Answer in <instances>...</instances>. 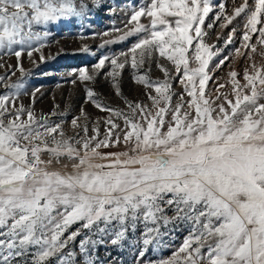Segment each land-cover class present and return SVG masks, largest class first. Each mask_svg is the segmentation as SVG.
I'll list each match as a JSON object with an SVG mask.
<instances>
[{"label":"snow or ice","instance_id":"1","mask_svg":"<svg viewBox=\"0 0 264 264\" xmlns=\"http://www.w3.org/2000/svg\"><path fill=\"white\" fill-rule=\"evenodd\" d=\"M90 4L99 7L100 0H0V58L14 56L17 64L8 67L27 75L23 56L32 59L41 52L48 35L34 26L86 17ZM214 7L213 0H151L132 10L126 24L132 27L117 39L144 35L120 53L123 60L110 58L109 75L115 81L117 70L130 64L138 71L157 57L165 79L135 75L156 95L147 94L151 107L125 100L127 111L102 103L87 89V100L110 113L102 139L99 121L89 135L83 109V124L81 117L71 120L73 135L65 132L63 121H51L55 112L37 117L35 92L26 108L18 103L27 94L23 80L11 81L15 70L0 75V264H49L53 259L56 264H96L98 245L123 246L143 225L146 249L159 245L162 226L181 223L188 226V236L171 258L157 264H264V66L253 56L264 57V51L258 52L264 49V0H255L254 7L244 0L233 16L224 17L230 24L247 13L244 52L235 51L253 61L252 71H244L243 85L237 72L229 73L235 100L224 97L228 108L216 104L220 96L206 93L215 53L202 26ZM142 17L149 23H141ZM110 42L115 41H105ZM159 58L174 66L183 92L173 91L175 77ZM106 60L98 61L93 74L80 70L79 79L93 81ZM114 87L121 95L119 84ZM185 93L190 99L185 100ZM113 118L122 119L123 127ZM120 146L124 150L101 151ZM64 158L72 162L71 171L51 169ZM74 224L80 227L69 232ZM84 230L79 255L65 251ZM144 255L141 250L139 256Z\"/></svg>","mask_w":264,"mask_h":264},{"label":"rangeland","instance_id":"2","mask_svg":"<svg viewBox=\"0 0 264 264\" xmlns=\"http://www.w3.org/2000/svg\"><path fill=\"white\" fill-rule=\"evenodd\" d=\"M255 0H248L250 7H254ZM151 0H100V6L95 7L90 4V12L83 18H70L68 20L56 22L48 25H35L34 30L43 34L45 31L48 35L43 38L42 42L45 47L41 52H34L32 59H29L25 53L22 58V65L27 75L22 76L18 68H9V65H16L17 61L14 56L4 55L0 58V62L4 63V67H0V75H5L15 70V76L11 77V81L22 79L25 84L24 91L27 93L19 97L18 103H22L26 108L32 105V93L35 92V103L33 110L37 117L41 115H51L53 112L56 115H51L52 122L63 121V128L68 135H73L74 130L71 127L73 117H81V109L88 116L89 135H92L93 125L99 121L100 138L102 139L107 126L104 120L109 117L110 113L97 109L91 101L87 100V89H92L97 94L96 99L102 103L110 105L113 108H120L127 111L125 100L133 103L139 102L151 107V101L148 99V93L156 95L154 89L147 88L143 84L137 83L134 79L135 75L147 73L152 81L164 80L165 75L159 67H157V57H154L150 63H146L138 71L134 70L130 64L124 69L117 70L120 75L115 81L109 75L112 71L110 58L120 56L122 52H128L129 49L144 35L143 33L132 35L126 39L119 40L117 37L128 31L132 25H127V21L132 15V10H138L141 6L150 5ZM244 0H213L215 7L213 12L205 20L202 29L207 32L204 37L205 42L212 46L211 51L215 53L209 61L208 73L211 79L208 81L206 93H211L212 98L220 96L216 100V104H224L225 108L228 105L224 99L235 100L233 93L232 78L229 73L235 71L238 73L236 79L240 84L245 83L243 76L245 69L252 71V60L245 56L237 54L235 51L242 47V34L245 31V23L247 13H242L241 16L235 17L229 24L224 18L225 16H233L234 9L239 7ZM224 4L225 8L220 9L219 5ZM220 15L217 20L216 16ZM141 23L148 24L147 17L141 18ZM208 24H213L212 28H208ZM226 25V26H222ZM260 27V25H258ZM119 29L120 31H114ZM233 29L235 31L233 32ZM109 35H104V33ZM258 33L253 35L252 43L256 42ZM229 38L231 42L229 43ZM105 41H115L105 43ZM39 42H37V45ZM87 49V50H85ZM264 49L258 48V52ZM41 53L44 60L41 61ZM255 63L258 66H264V57L259 54H253ZM104 57H108L103 69L95 74L93 81H81L79 79V71L87 68L90 74L94 72V66ZM33 60L36 63H33ZM223 61V64H221ZM159 64L167 67L175 77L172 81L173 91L176 93L183 92V86L178 82L180 77L176 75L175 68L171 62L166 59L159 58ZM192 67L198 65L193 63ZM150 69V71H149ZM75 81V83H73ZM118 83L121 95L116 94L114 84ZM225 85L219 88V85ZM39 89V91H36ZM218 89V90H217ZM247 92L248 89H245ZM4 89L0 88V93ZM185 100L190 99L187 94H184ZM178 100L177 96L173 97L172 103L175 104ZM261 102H264L262 100ZM115 119L116 123L123 127L122 119ZM170 119V116L167 117ZM83 124L85 121L81 117L79 121ZM166 130V128H165ZM123 146L102 149L103 152L122 151ZM47 154L43 159L47 160ZM71 161L64 158L60 163H53L51 169L61 171H71ZM67 165V167H64ZM172 215L171 212L168 213ZM79 224H74L69 232L75 231ZM143 225H140L135 233H130V239L123 246H113L110 243L98 245L93 258L96 264H157L162 259H169L183 244L185 238L189 234V228L185 224L169 225L167 228L161 227V232L164 235L161 237L159 245L153 243L145 249L142 244L141 233ZM87 230H84L81 236L77 237L73 244L69 245L68 250H76L79 255L77 245L80 239L84 238ZM68 233H65L67 236ZM106 240L110 237H106ZM141 250L145 251L143 257L139 256ZM49 264H56L53 259Z\"/></svg>","mask_w":264,"mask_h":264}]
</instances>
